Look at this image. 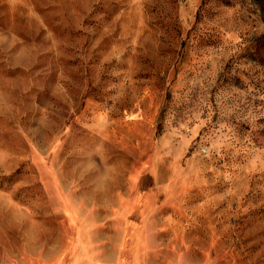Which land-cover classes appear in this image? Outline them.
<instances>
[{"label": "rangeland", "instance_id": "obj_1", "mask_svg": "<svg viewBox=\"0 0 264 264\" xmlns=\"http://www.w3.org/2000/svg\"><path fill=\"white\" fill-rule=\"evenodd\" d=\"M0 264H264L255 0H0Z\"/></svg>", "mask_w": 264, "mask_h": 264}, {"label": "trees", "instance_id": "obj_2", "mask_svg": "<svg viewBox=\"0 0 264 264\" xmlns=\"http://www.w3.org/2000/svg\"><path fill=\"white\" fill-rule=\"evenodd\" d=\"M258 4H259V7L264 15V0H255Z\"/></svg>", "mask_w": 264, "mask_h": 264}]
</instances>
